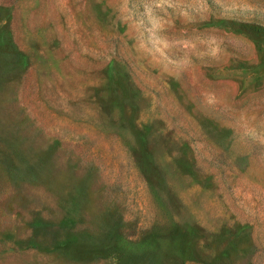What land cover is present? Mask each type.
Here are the masks:
<instances>
[{
    "label": "rangeland",
    "instance_id": "374dc122",
    "mask_svg": "<svg viewBox=\"0 0 264 264\" xmlns=\"http://www.w3.org/2000/svg\"><path fill=\"white\" fill-rule=\"evenodd\" d=\"M0 264H264V0H0Z\"/></svg>",
    "mask_w": 264,
    "mask_h": 264
}]
</instances>
